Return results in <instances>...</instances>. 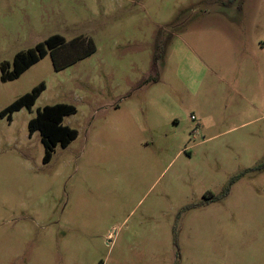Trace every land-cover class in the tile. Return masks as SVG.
<instances>
[{"label": "rangeland", "instance_id": "rangeland-1", "mask_svg": "<svg viewBox=\"0 0 264 264\" xmlns=\"http://www.w3.org/2000/svg\"><path fill=\"white\" fill-rule=\"evenodd\" d=\"M41 84L0 118V264H264V0H0V113Z\"/></svg>", "mask_w": 264, "mask_h": 264}, {"label": "trees", "instance_id": "trees-1", "mask_svg": "<svg viewBox=\"0 0 264 264\" xmlns=\"http://www.w3.org/2000/svg\"><path fill=\"white\" fill-rule=\"evenodd\" d=\"M64 39L55 35L47 39L44 43L37 45L35 50H29L27 53L18 54L13 62V71H9L8 63L2 66L1 80L3 82L19 79L27 70L36 65L50 51L61 46ZM45 84L34 88L31 93L17 99L0 113V118H7L12 121L13 115L22 109H31L45 90ZM77 112L72 105L57 104L45 106L38 111L36 118L29 122V134L32 137L36 132L41 135L42 143L45 146L44 164H48L52 158L56 147L68 148L72 142L78 138V131L63 124L64 118Z\"/></svg>", "mask_w": 264, "mask_h": 264}]
</instances>
